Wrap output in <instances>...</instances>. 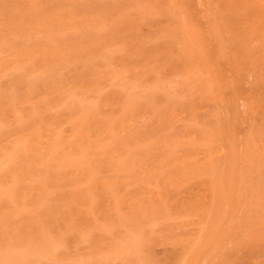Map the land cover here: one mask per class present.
<instances>
[{"label":"bare ground","instance_id":"6f19581e","mask_svg":"<svg viewBox=\"0 0 264 264\" xmlns=\"http://www.w3.org/2000/svg\"><path fill=\"white\" fill-rule=\"evenodd\" d=\"M6 14L13 17L4 25ZM0 23V55L13 54L0 57V77L15 67L44 82V94L28 89L0 103V181L21 191L0 188V200L25 188L58 199L61 180L76 183L73 200L47 219L8 223L22 243L0 253V264H66L69 251L78 258L69 264H264V0H0ZM72 28L91 39L66 44ZM106 83L108 94L87 104L95 112L89 124L76 120L83 100L75 112L60 106L65 85L71 96ZM153 96L158 104L143 109L147 134L167 136L164 149L125 133L121 141L132 145L123 158L110 160L112 148L92 161L109 172L104 177L94 167L54 176L41 167L61 159L52 149L65 141L111 144L121 129L102 106L124 112L118 99ZM49 98L57 109L42 112ZM17 129L27 147L10 155ZM36 154L48 158L29 171L25 163ZM35 172L49 181L34 184ZM131 185L142 193L122 203Z\"/></svg>","mask_w":264,"mask_h":264},{"label":"rangeland","instance_id":"374dc122","mask_svg":"<svg viewBox=\"0 0 264 264\" xmlns=\"http://www.w3.org/2000/svg\"><path fill=\"white\" fill-rule=\"evenodd\" d=\"M87 5L91 6L92 4H87ZM12 17L13 15L6 14L4 21H2L1 23L5 25L6 22L9 21ZM1 23H0V35H4V30H3L4 27H2ZM78 30L79 28H72L70 31L66 32L65 37H64L67 40L66 44L74 45L77 47H83L84 43L85 42L87 43L88 40L91 39V36H89V34L85 37H82L81 33L78 32ZM54 37H55V33L54 31H52V33L48 36V40ZM10 53H11V50L7 51L6 53H2L0 57L1 56L5 57L8 55L12 56L13 54H10ZM5 70L6 71L4 75L0 77V88H1L0 103H3L4 100H9L11 98H20L22 97L20 96V91H22L24 95L25 91L28 89L37 91L40 94H44L42 93V90L40 89V86L42 85V83H44L42 82L43 79H35V77L39 75V72L33 73V72L25 71L19 68H15V67L7 68ZM23 71H25L26 79L22 77L24 75ZM68 86L65 85L63 87V89H65L64 92H67L66 88ZM109 90H110V86L108 83H106L105 87L98 86V89L96 90L95 93H92V92L86 93V92L76 91V94H73L70 96V95H65L66 93L63 92V95L61 97L62 102L60 106L65 107V108H71V111L75 112L73 108L74 103L77 102L78 99L83 100L84 106H81V108L79 109L80 115L78 119L76 118V120H78V125H80L81 123L89 124L92 121L93 115L95 114V112L92 111L91 108H87V104L92 103L95 100L100 101L101 96L98 93L107 95ZM154 97L155 96H153L152 98H148L149 103L145 101L143 98L142 99L139 98L138 100H129V101H127L128 97L124 99L123 98L118 99L116 103L118 105L121 104L122 108L124 109V112L120 110H116L106 103L107 105L102 106L100 108V111H101V114L108 121H111L110 117L115 118L116 123L114 124L117 125L116 129L120 125L119 127L121 130H119L118 135H116L117 139L113 138V141L111 142V144H107V142H97L94 139H91L90 141L87 140L83 143L80 142L78 143V145L75 144L73 140L69 142L65 141L59 144L57 147H54V149H52V155L61 154V159L58 162H57L58 160L57 159L53 163L43 164L41 165V167L44 169L45 172H47L51 176H54L55 170L66 172L69 169L75 170L76 172H79L80 175H83V172L85 171V169L89 170L90 168L92 170L94 167V171L97 172V174L98 172H100L99 176L104 177L109 172L106 173L105 171L101 170L95 163H92V161L94 160L98 161V158L102 156L103 152H107L112 148L114 150V153L108 156L110 160L123 158L124 152L126 153L129 150V148H131L130 146L132 145V144L127 143V141L129 140H125V142L121 141L125 133L133 134L136 137L144 136V138L147 140L146 142H152L155 147L164 149L169 144V139L167 138V136L160 138L158 137L159 134L158 135H156L155 133L147 134L149 131V126H147V123H149L147 119L148 114L144 112L143 109H145L148 105L155 107L158 104V102L157 103L155 102V100H157L156 99L157 97L155 98ZM44 109L45 110L42 112L51 113L57 109V105L52 102L51 98H49L45 100ZM131 118H133L134 123H128V126L123 127L124 124H127L124 121H131ZM72 122L75 123V121H72ZM0 124H1V121H0ZM2 124L5 125L8 123L3 122ZM24 125H25V121L18 122L17 127L18 128L21 127L22 129H24ZM169 130L170 132L175 133V135L178 134L175 129H169ZM21 132L22 130L18 131V129L15 131V135L19 137L16 140L15 144L18 142V145H16V147L13 148V151L10 153V155H13V154L21 155L23 152L24 145L25 147H27L26 146L27 137H25V142H24L22 140L24 139V136H21L22 135ZM193 132L195 133L196 130H193ZM194 133L193 135H195ZM154 141L156 142L154 143ZM124 143H125V146L122 147ZM146 144L147 143H145V145ZM65 148H71L72 151L66 154ZM3 150L9 151L8 148H4ZM131 150H133V148ZM140 150L141 149L139 148L138 151ZM160 153H162V151ZM134 154H138V153H134ZM138 155L142 156V154H138ZM72 157L84 161L83 165L86 166V168H84L83 165L81 166V168L71 165L75 163V161H77V160L69 161V159H71ZM39 158H41L43 162L48 157L42 158L39 154L31 156V158H29V161L25 163V166L29 168V171L32 168H35V164L38 163ZM55 163L57 165H55ZM13 175L15 177L22 176L20 173V170L18 169H16V171L13 172ZM80 179L83 180V177H80ZM140 179L148 180V176H146L145 172H140ZM29 180H32L34 184L41 183V181H49L47 178L42 177V174L40 172H35L31 174L29 176ZM59 184L60 185L55 187L53 190V195L54 194L58 195L57 197L58 199L56 198L52 199V195L51 196L49 195L39 196L38 192L36 193L33 188L31 190L25 188V195L15 194V197H12V200L9 202H5V200H0V253L4 255L5 254L8 255L10 253L8 251H11L14 248V246L16 245L18 246L19 244L22 243L20 240L12 238V230H11V227H9L8 225L9 222H12V221L17 222L18 220L24 219L26 217L31 218V216L33 217L32 219L36 221H40V218L47 219L46 216H48L49 214H54L53 212H58L55 210L56 208L58 209L62 208L61 207L62 203L68 202L70 201V199L73 200V198L69 197L68 195L74 191L75 184H76L75 181L65 179V180H61ZM0 188L2 189V191L6 193L15 192L13 190L14 184L10 183L8 179L0 181ZM15 193H21V191L15 192ZM141 193L142 191L139 190L137 186L131 185L127 193L125 194V196L122 198V203L125 202L126 204V201L130 198V196L135 195V194H141ZM174 194L175 193H169L168 198L170 200L167 201L165 205L168 206L171 204V202L174 201L173 200ZM100 198L101 196H99V199ZM124 211L125 209L121 208V212H124ZM74 224L75 223H69L68 224V226H70L69 229H71L72 228L71 226H73ZM188 225L195 226V224H188ZM91 227H93V225H91ZM182 232L183 231L180 230L179 235H181ZM174 233L176 234V232ZM7 243H10V244H7ZM25 243H27L28 245H36L37 242L28 241V242H24V244ZM155 248L157 250H162L161 245H156ZM59 252H61L63 255L65 254V252H63L62 250H59ZM167 254L169 253L157 252V255L159 257H161L162 255H167ZM65 256L70 257L69 260H63L64 262H66V264L72 263L73 261H76L78 259L77 256L72 255V251H69ZM62 258L63 257L59 259L57 258H54V259L60 263V260ZM114 264H117V263H114Z\"/></svg>","mask_w":264,"mask_h":264}]
</instances>
